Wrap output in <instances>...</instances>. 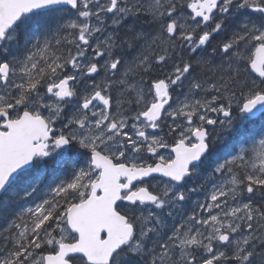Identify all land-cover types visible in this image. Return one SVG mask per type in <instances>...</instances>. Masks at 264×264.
<instances>
[{"label": "snow or ice", "instance_id": "obj_1", "mask_svg": "<svg viewBox=\"0 0 264 264\" xmlns=\"http://www.w3.org/2000/svg\"><path fill=\"white\" fill-rule=\"evenodd\" d=\"M262 113L264 0H0V264H264Z\"/></svg>", "mask_w": 264, "mask_h": 264}, {"label": "trees", "instance_id": "obj_2", "mask_svg": "<svg viewBox=\"0 0 264 264\" xmlns=\"http://www.w3.org/2000/svg\"><path fill=\"white\" fill-rule=\"evenodd\" d=\"M7 197H8V195H7ZM12 211L13 210H11V209L4 211L3 208H0V226L4 225L6 220L10 218Z\"/></svg>", "mask_w": 264, "mask_h": 264}, {"label": "rangeland", "instance_id": "obj_3", "mask_svg": "<svg viewBox=\"0 0 264 264\" xmlns=\"http://www.w3.org/2000/svg\"><path fill=\"white\" fill-rule=\"evenodd\" d=\"M203 198V193H198V194H196V195H193L192 196V201H195V200H197V199H202ZM25 206H27V205H25ZM188 208H190L191 207V205H188L187 206ZM10 209V208H9Z\"/></svg>", "mask_w": 264, "mask_h": 264}, {"label": "bare ground", "instance_id": "obj_4", "mask_svg": "<svg viewBox=\"0 0 264 264\" xmlns=\"http://www.w3.org/2000/svg\"><path fill=\"white\" fill-rule=\"evenodd\" d=\"M55 170H57V171L61 172V169H59V168H56Z\"/></svg>", "mask_w": 264, "mask_h": 264}, {"label": "flooded vegetation", "instance_id": "obj_5", "mask_svg": "<svg viewBox=\"0 0 264 264\" xmlns=\"http://www.w3.org/2000/svg\"><path fill=\"white\" fill-rule=\"evenodd\" d=\"M228 28H229V27H228ZM228 28H227V29H228ZM228 30H229V29H228ZM227 32H228V31H227Z\"/></svg>", "mask_w": 264, "mask_h": 264}, {"label": "water", "instance_id": "obj_6", "mask_svg": "<svg viewBox=\"0 0 264 264\" xmlns=\"http://www.w3.org/2000/svg\"><path fill=\"white\" fill-rule=\"evenodd\" d=\"M256 74V73H255ZM258 75V74H257Z\"/></svg>", "mask_w": 264, "mask_h": 264}]
</instances>
